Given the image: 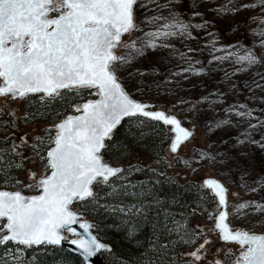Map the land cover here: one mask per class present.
Wrapping results in <instances>:
<instances>
[{
  "label": "rangeland",
  "instance_id": "rangeland-1",
  "mask_svg": "<svg viewBox=\"0 0 264 264\" xmlns=\"http://www.w3.org/2000/svg\"><path fill=\"white\" fill-rule=\"evenodd\" d=\"M176 1L136 0L133 20L138 32L122 36L115 48V55L122 59L111 66L133 97L153 107H171L186 125L195 126L193 135L175 153L165 146L167 168L163 171L175 178L216 176L236 191L234 196L227 195L229 225L264 232V1L237 0L222 9L223 0H202L197 13L202 14L213 1L207 7L211 15L197 29L176 14L167 17ZM251 10L254 14L241 28L245 40H226V35L236 33L218 28V19L231 20ZM194 11L193 7L190 13ZM75 90L95 95V88ZM21 102L22 97L0 96V110L5 104L13 107L12 149L17 156L13 172L9 165L0 167V179L12 180L13 189L21 191L33 186L25 193H34L35 178L47 172L45 157L37 156L34 146L48 127L42 121L24 122ZM78 104L76 100L67 113L76 112ZM212 116L213 123L205 121ZM163 127L168 131L166 145L170 131ZM206 203L194 219L200 238L195 246L184 247L182 255L192 264H235L245 247L217 244L213 222L218 206L212 195Z\"/></svg>",
  "mask_w": 264,
  "mask_h": 264
},
{
  "label": "snow or ice",
  "instance_id": "snow-or-ice-1",
  "mask_svg": "<svg viewBox=\"0 0 264 264\" xmlns=\"http://www.w3.org/2000/svg\"><path fill=\"white\" fill-rule=\"evenodd\" d=\"M135 3L136 0H0V96L24 97L42 92L55 97L62 89L80 88H95V94L100 96L98 101L76 109L83 115L69 117L57 126L55 147L48 152L51 174L38 182L41 195L25 197L0 192V220L6 218L0 231L6 228L10 233L0 237V245L58 244L62 238L60 229L75 231L69 227L75 217L68 205L73 199L92 196L90 186L97 177L106 182L121 171L102 164L98 153L122 117L140 114L174 125L177 138L171 147L173 152L182 143L181 136L186 139L191 135L175 118L146 112V105L131 100L111 70L112 63L122 59L113 49L119 46L122 35L135 27ZM205 183L217 190L219 205L226 206L222 186L213 180ZM227 216L222 211L217 218L221 239L241 247L254 245L242 261L264 264V236L232 232L225 223ZM71 243L88 257L94 255L85 240ZM92 245L96 250L103 247L95 240Z\"/></svg>",
  "mask_w": 264,
  "mask_h": 264
},
{
  "label": "trees",
  "instance_id": "trees-1",
  "mask_svg": "<svg viewBox=\"0 0 264 264\" xmlns=\"http://www.w3.org/2000/svg\"><path fill=\"white\" fill-rule=\"evenodd\" d=\"M201 2L177 0L167 17L176 14L197 29L201 22L209 20L211 9L207 7L213 3L210 2L202 14H198L197 8ZM234 2L237 0H223L220 8ZM193 7L195 11L191 14ZM252 14L253 10L246 15L234 16L231 20L218 19V28L223 31L234 29L236 34L226 35V40L237 38L241 42L245 40L241 28ZM77 92L75 89H62L60 95L55 97L38 96L36 93L22 97L21 119L24 122L42 121L48 127L34 146L37 156L42 157L51 143L53 123L67 114L76 100L88 97L87 90H81L79 95ZM167 110L178 113L172 111L171 107ZM214 116L205 121L213 123ZM130 119L136 124H130ZM180 120L183 123L186 121L183 117ZM13 126V107L4 106L3 111L0 110V167L5 169L9 165V172H13L17 164V156L12 149ZM167 134L166 128L155 120L137 116L122 119L112 130L111 138L105 139L101 149L102 156L108 162L120 164L121 171L106 182L95 180L92 184L93 195L73 203L91 221L95 235L108 244L101 251L108 264H192L185 260L187 257L182 255V249L197 244L200 233L194 219L211 195L201 185V176L175 178L163 171L167 168L164 157ZM251 184L248 181V185ZM13 185L12 180L0 179V187L13 189ZM32 189L33 186H28L23 191L30 192ZM0 264L85 263L63 246L9 242L0 245Z\"/></svg>",
  "mask_w": 264,
  "mask_h": 264
},
{
  "label": "water",
  "instance_id": "water-1",
  "mask_svg": "<svg viewBox=\"0 0 264 264\" xmlns=\"http://www.w3.org/2000/svg\"><path fill=\"white\" fill-rule=\"evenodd\" d=\"M126 34V33H124ZM123 34V35H124ZM122 35V36H123ZM122 38V37H121ZM114 51V54H115V49H113ZM111 70L112 72L114 73L115 75V72L111 66ZM116 77V75H115ZM117 79V77H116ZM118 83L121 85V88L124 90V92L128 95V97L137 102V103H140L141 105H146L147 107H145V111L146 112H150V113H156V112H161V113H164L166 117H171V118H175L179 124H180V127L182 129H184L185 131L191 133V135L189 137H187L186 139L183 138V136H181V140H182V143L184 141H186L187 139H189L193 133H194V130H195V126L194 124H188L186 125L185 123H183L180 118L172 113V112H169V111H166L164 110L163 108H160V107H153L152 106V103L149 102V101H146V100H141V99H138V98H135L133 97L132 95H130L126 89L124 88V86L121 84V82L117 79ZM3 81L2 79H0V84H2ZM97 92V90L95 89V93ZM41 93L42 95H44V93L42 92H39ZM8 95H11V94H8ZM4 96V95H3ZM45 96V95H44ZM16 97H19V96H16ZM100 99V96L95 94L94 97H89V98H85L81 101H79V104H78V107L82 106L83 104L85 103H89V102H96ZM83 115L82 112H79V111H76V112H72V113H67L65 114L63 117H61L60 119L56 120L54 123H53V127H54V132H53V135H52V138H51V143L50 145L45 149V152H44V157H45V162H46V165H48V152L49 150H51L52 148L55 147V143H54V140L56 139L57 135H58V132H59V129H58V125L61 124V123H64L65 121H67V119L69 117H77V116H81ZM137 117H142V118H145V119H149V120H152L150 117H145L143 115H140V114H137L135 115ZM127 117H134V116H125V117H122V119L124 118H127ZM160 125L162 126H166L168 128V130L170 131V136H169V139L166 143V148L168 150L169 153H175L171 150V147H172V144L173 142L176 140L177 138V131L175 130V126L174 125H165L162 121H157ZM114 129V128H113ZM107 138V137H106ZM105 138V139H106ZM105 139L103 141V143L105 142ZM180 143V145L182 144ZM180 145L178 146V148L180 147ZM177 148V150H178ZM102 149V148H101ZM101 149H100V152L98 153L99 157L101 158V163L108 166L109 168H112V169H119L121 168L120 164H112L110 162H108L101 154ZM51 169L47 167V172L46 174L44 175H41V176H37L35 178V181L38 183L42 178L44 177H47L51 174ZM111 177V176H110ZM96 180H101L103 181V178L102 177H97ZM208 180H213V181H216L217 183H219L222 188L224 189V196H225V200H227V195H230V196H234L236 194V191L232 188H229L227 185H225L219 178H217L216 176H213V175H203L200 177V183L201 185L206 188L209 193L213 196L214 200H215V203L217 204L218 206V210L216 211L215 215H214V222H213V226L214 228L216 229V232H217V241H218V244H222V243H235L237 245H239L237 242H234V241H224L221 239V232L218 228H216V224L218 223V216L219 214L223 211V212H226V206H220L219 205V197L218 195L216 194L217 193V190L214 189V188H210L206 185V181ZM93 184V183H92ZM91 187V191L93 192V188H92V185L90 186ZM0 192H8L10 194H14V193H20L22 194L23 196L25 197H37L39 195H41V188L38 187L37 191L34 192V193H25L21 190H17V189H9V188H5V187H0ZM79 199H73V201L68 205V209L71 213H73L74 217H75V222L72 223L69 227H71L72 229H74L75 231L72 232V231H68L67 228L65 229H60L59 230V235L62 237L61 240H60V243L58 244H54V245H58V246H63L65 248H67L68 250L74 252L75 254H77L79 256V258L81 259V261L85 264H108V262L104 259V257L101 255V251L104 249V248H107L108 247V244L106 242H104L103 240L99 239L95 233L93 232L92 230V225H91V221L86 218L85 216L82 215L81 212H79L73 205V203L75 201H77ZM227 213V212H226ZM6 223V218L3 219V224ZM225 223L228 225L229 229L232 231V232H247L249 235H257V236H264V232H258V231H248L244 228H233L229 225L227 219L225 220ZM81 225H84L85 228H82L80 227ZM5 234H9L7 232V229L6 228H3V232L0 234V237H2L3 235ZM85 240L93 249L94 251V255L91 256V257H88L86 254L83 253V251L81 249H79L75 244L71 243V241H79V240ZM92 240H95L96 243L100 244V245H103V247H101L99 250H96L95 248V245H92ZM46 244H52V243H47V242H44ZM23 245V244H22ZM245 247V250L243 252H241L240 254L237 255V260L235 262V264H245V262L242 261V257L248 253L249 251V248L250 247H254V245H244Z\"/></svg>",
  "mask_w": 264,
  "mask_h": 264
},
{
  "label": "built area",
  "instance_id": "built-area-1",
  "mask_svg": "<svg viewBox=\"0 0 264 264\" xmlns=\"http://www.w3.org/2000/svg\"><path fill=\"white\" fill-rule=\"evenodd\" d=\"M132 34H135L136 32H138L137 28L135 27L133 30L130 31Z\"/></svg>",
  "mask_w": 264,
  "mask_h": 264
},
{
  "label": "flooded vegetation",
  "instance_id": "flooded-vegetation-1",
  "mask_svg": "<svg viewBox=\"0 0 264 264\" xmlns=\"http://www.w3.org/2000/svg\"><path fill=\"white\" fill-rule=\"evenodd\" d=\"M5 96V95H4ZM9 105V104H8ZM5 106H7L6 104H5Z\"/></svg>",
  "mask_w": 264,
  "mask_h": 264
}]
</instances>
